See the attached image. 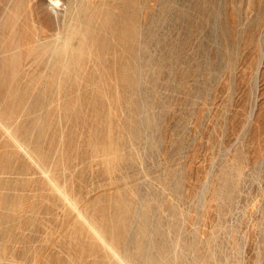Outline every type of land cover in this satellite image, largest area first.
Here are the masks:
<instances>
[{
  "label": "bare ground",
  "instance_id": "1",
  "mask_svg": "<svg viewBox=\"0 0 264 264\" xmlns=\"http://www.w3.org/2000/svg\"><path fill=\"white\" fill-rule=\"evenodd\" d=\"M168 3L170 9L173 0ZM3 5L0 81L8 91L0 102V264H28L35 241L26 231L34 229L39 210L45 221L60 218L68 228L61 243L51 238L34 248L32 253L46 254L49 247L63 253L40 264H185L192 247L181 240L187 217L178 204L180 183L167 200L162 197L166 208L160 213L149 187L142 195L132 182L99 179L122 166L135 169L141 141L155 147L154 137L146 135L159 128L150 113L155 97L141 93L149 73L141 58L148 33L140 23L141 0H7ZM39 6L44 13L37 12ZM170 46L174 72L180 55L174 43ZM119 108L123 116L117 119ZM80 163L86 172L95 164L97 173L74 178L70 171ZM92 176L102 180L94 194L74 192Z\"/></svg>",
  "mask_w": 264,
  "mask_h": 264
},
{
  "label": "rangeland",
  "instance_id": "2",
  "mask_svg": "<svg viewBox=\"0 0 264 264\" xmlns=\"http://www.w3.org/2000/svg\"><path fill=\"white\" fill-rule=\"evenodd\" d=\"M0 1L1 16L7 0ZM168 1L141 0L140 23L148 32L141 58L149 66L141 93L155 97L150 113L159 128L155 135L146 134L154 137L155 147L141 141L135 169L122 166L99 179L132 182L142 195L149 187L160 213L166 208L162 197L167 200L180 183L178 204L187 217L181 240L192 247L185 264L206 256L205 264H264V0H173L170 9ZM37 12L31 16L35 21ZM172 43L180 55L174 72ZM0 86L2 102L8 87L2 81ZM115 113L122 118L121 108ZM84 140L78 143L80 152ZM84 167L76 164L70 172L81 178ZM97 169L93 164L86 176ZM92 179L74 192L82 195L90 189L94 194L102 180ZM217 191L223 195L216 197ZM38 212L34 229L26 231L35 241L28 264L63 257L56 247L32 253L41 241L61 243L68 229L62 219L45 221L42 210Z\"/></svg>",
  "mask_w": 264,
  "mask_h": 264
}]
</instances>
